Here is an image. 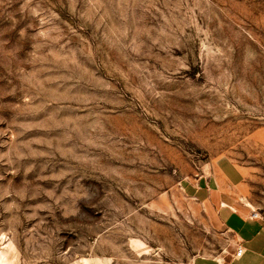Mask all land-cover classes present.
I'll list each match as a JSON object with an SVG mask.
<instances>
[{
	"label": "rangeland",
	"instance_id": "374dc122",
	"mask_svg": "<svg viewBox=\"0 0 264 264\" xmlns=\"http://www.w3.org/2000/svg\"><path fill=\"white\" fill-rule=\"evenodd\" d=\"M220 157L263 209L264 0H0V264L219 260Z\"/></svg>",
	"mask_w": 264,
	"mask_h": 264
},
{
	"label": "crops",
	"instance_id": "0c3cea01",
	"mask_svg": "<svg viewBox=\"0 0 264 264\" xmlns=\"http://www.w3.org/2000/svg\"><path fill=\"white\" fill-rule=\"evenodd\" d=\"M197 170L180 179L186 196L203 207L215 228L236 240L228 255L207 264H264V208L257 210L241 201L244 174L226 157L202 164ZM238 246L244 248L241 256L235 255Z\"/></svg>",
	"mask_w": 264,
	"mask_h": 264
},
{
	"label": "built area",
	"instance_id": "2783aa9c",
	"mask_svg": "<svg viewBox=\"0 0 264 264\" xmlns=\"http://www.w3.org/2000/svg\"><path fill=\"white\" fill-rule=\"evenodd\" d=\"M253 215L257 216V213H254ZM243 252H244V248L242 246H238V248H237V250L235 252V255L236 256H241Z\"/></svg>",
	"mask_w": 264,
	"mask_h": 264
}]
</instances>
